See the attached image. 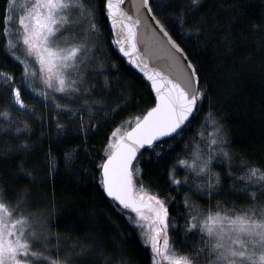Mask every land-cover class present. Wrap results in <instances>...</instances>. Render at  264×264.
Here are the masks:
<instances>
[{"label":"trees","instance_id":"1","mask_svg":"<svg viewBox=\"0 0 264 264\" xmlns=\"http://www.w3.org/2000/svg\"><path fill=\"white\" fill-rule=\"evenodd\" d=\"M92 2L99 32L90 41L95 48L89 44L86 71L95 89L83 96L88 100L102 98L107 106L118 107L112 108L106 118L93 122L96 127H80L78 117L70 118L28 94L22 82V67L6 51L5 37L0 35V72L12 74L25 103L42 119L36 121L32 115L17 110L10 101V92L0 87V112L8 113L0 116V139L29 142L27 154L0 153V187L7 189L13 202L25 196L27 211L45 217L53 234L80 245L83 241L82 248L87 254L80 258L79 264H117L118 261L151 264V248L141 240L133 220L134 212L119 208L104 196L98 168L105 157L111 131L122 121L128 127L129 119L142 115L154 101L149 86L123 61L112 42L104 0ZM149 3L155 17L165 23L172 37L185 49L188 59L196 64L200 85L207 89V96L200 102L198 119L182 137L154 143L136 158L140 169L138 183L165 199L171 241L177 250L188 251L199 244L201 236L198 231L185 232L186 194L202 209L219 202L239 210L251 205L250 193L232 191L229 180L249 165L264 166V0H246L244 12L239 16H235L231 7L233 0H201L203 7L198 11H187L190 0H149ZM4 4L5 0H0V15ZM182 9L187 11L183 26L177 19ZM17 54L24 56L19 49ZM101 64L103 69L99 67ZM83 96H77L76 100ZM210 108L222 118L231 160L214 154L213 171L220 174V183L208 195L206 187L201 192L192 186L194 173L176 161L191 151V148L185 149V142L195 135ZM86 118L84 124L89 123ZM57 123L64 128L58 129ZM17 128L21 131L17 132ZM76 146L79 151L69 160L64 153ZM49 150L55 157V169L51 172ZM21 159L26 160L35 179L22 178L17 173L16 165ZM173 167L182 181L179 186L172 183ZM185 175L189 176L187 184L183 183ZM257 200L264 202V191H257Z\"/></svg>","mask_w":264,"mask_h":264},{"label":"snow or ice","instance_id":"2","mask_svg":"<svg viewBox=\"0 0 264 264\" xmlns=\"http://www.w3.org/2000/svg\"><path fill=\"white\" fill-rule=\"evenodd\" d=\"M122 3L123 0H105L106 16L116 35L113 43L151 82L155 104L142 115L130 118L128 127H124L122 121L111 131L105 145L106 158L98 168L103 192L124 209L135 213L134 223L141 228L144 243L151 246V264H264V202L257 200V191H264V166L246 167L247 179L258 187L250 192L251 205L239 210L219 202L202 209L186 194L185 232L198 231L201 236L199 244L188 251L177 250L171 241L165 199L138 183L137 153L160 137H182L198 119L200 102L207 96V89L200 85L196 64L187 58L185 49L172 37L165 23L154 15L159 31L153 29V32L166 53L168 70L156 67L149 71L145 62L147 56L137 60L141 11L151 13L153 9L149 0H139L134 5L135 15H131L121 7ZM245 6L246 0H233L231 7L235 16L242 15ZM200 7H203L201 0H190L187 11H198ZM187 11L182 9L177 14L181 26L186 23ZM0 23L3 24L0 35L5 37L6 51L23 65L24 79L39 76L44 85L43 89L33 90L46 100L51 99L57 109L64 110L63 114L78 117L80 127H96L90 122L91 117L89 123L84 124L83 108L91 113L94 111L92 105L103 104V99H85L82 107H74L72 103L77 96L90 95L95 89L86 71L90 59L89 42L99 32L92 0H19V3L18 0H5ZM17 49L23 50V58L17 54ZM99 67L103 69L104 66ZM0 83L10 92L15 104L22 109L29 107L11 73L0 72ZM104 83L107 85V77ZM57 94H60L59 99ZM7 115V112H0V116ZM56 119L58 121L59 116ZM24 127H29L27 122ZM56 127L63 129L64 125L57 123ZM16 131L21 130L17 128ZM228 143L222 118L210 108L195 135L185 142V149L191 148V151H186L176 161L194 173L192 180L197 190L207 187L208 195H211V190L220 183V174L213 172L214 154H222L231 160V154L226 150ZM16 150L27 154L28 142L23 141ZM78 151L79 146H76L64 155L71 160ZM47 159L49 171H54L55 157L51 150ZM16 171L22 178L35 179L25 159L19 161ZM170 172L172 183L181 185L175 167ZM183 183H189L188 175ZM244 188L248 190L247 185ZM27 207L25 196L21 195L13 202L7 189L0 187V264H79L87 250L81 248L78 253L69 251L61 256L60 237L57 235L56 244L52 245V233L47 229L46 219L34 216ZM52 249L57 253L55 257L48 254Z\"/></svg>","mask_w":264,"mask_h":264},{"label":"rangeland","instance_id":"3","mask_svg":"<svg viewBox=\"0 0 264 264\" xmlns=\"http://www.w3.org/2000/svg\"><path fill=\"white\" fill-rule=\"evenodd\" d=\"M18 3H19V0H18ZM93 6H95L94 2H92ZM75 15V13L73 14ZM95 15H96V10H95ZM96 22H97V16H96ZM89 44H91L93 46V44L91 42H89ZM95 48V47H93ZM92 48V49H93ZM22 53H23V50L22 49H19ZM10 55V54H9ZM19 55V54H18ZM11 56V55H10ZM21 56V55H20ZM23 58V56H21ZM12 59H14L17 63H19L22 67V71H23V65L20 63V61H17L14 57L11 56ZM22 82H23V86L24 88L27 90L28 94L33 97V98H36L37 100L41 101L44 105L46 106H50L52 107L55 111L57 112H62L64 110H61V109H57L54 105V103L52 102L51 99H45V97L41 96L39 94V92L37 91H34L33 89H43L44 88V85L42 84V82L40 81L39 79V76H36V77H33V78H29L27 80L24 79V76H23V73H22ZM29 85H31V87H29ZM3 86L2 83H0V87ZM11 96V94H10ZM59 96L60 94H57V98L59 99ZM88 100V98H86ZM96 98H93V99H89V101H92ZM85 100V96L81 97L79 100H76V98L74 99V101H72L73 103V106L74 107H78V106H81L82 107V101ZM10 101L11 103H13V105L16 107L17 110L21 111V112H24V113H27V114H30L33 116V118L38 121V120H42L39 113L37 111H34V108H32L31 106H29L27 109H22L19 105L15 104L11 97H10ZM61 102H64V101H61ZM109 106V107H108ZM108 106L106 105V103L104 102L103 104L101 105H96V104H93L92 105V108L94 109V111H92L91 113L88 111V109L85 107L83 108V119L85 117H87L86 119H90L91 117V122L93 124V122L96 123V120H98L99 118H106V116L109 114L110 110L114 107H118V105H114V104H108ZM70 117V116H69ZM72 118V117H70ZM127 124L126 122L124 123V125ZM24 140H20V141H17V142H10V141H3L0 139V153L2 154H11L12 152H16L17 150V147L20 146L22 144ZM28 145H29V142H28ZM214 172V171H213ZM215 173V172H214ZM34 176V175H33ZM192 183V186L194 187V184H193V180L191 181ZM247 185L248 186V190H245L244 186ZM217 185L214 186V188H216ZM229 186L231 187L232 191H235V190H243V191H248V193H250L253 189H256L258 187L257 184H253L251 181H249L247 179V173H246V168L243 169L241 171V173H239L237 176H234L233 178H231L229 180ZM195 188V187H194ZM205 188V187H204ZM204 188H201L199 189V191L202 192V190ZM196 189V188H195ZM205 192L208 193V189L206 187L205 189ZM35 216V215H34ZM36 217H40V218H44L46 219L45 217H43L42 215H39V216H36ZM135 218V213H133V220ZM47 221V219H46ZM137 228L139 229L140 231V237H141V240L142 242L144 243V236L142 235V230L140 227L137 226ZM47 229H48V221H47ZM49 230V229H48ZM51 232V231H50ZM52 233V232H51ZM56 236L55 234L52 233V236L50 237L51 241H52V245H55L56 244ZM84 242L81 241V245L78 244V242L76 241H72V240H69V239H66V238H61L60 237V248H61V252H60V255L63 256V254L65 252H69L71 251L73 254L74 253H78L80 251V249L82 247H84ZM145 244V243H144ZM145 245H148L150 246V244H145ZM151 248V246H150ZM50 249H51V246H50ZM74 251V252H73ZM48 254H51L53 255L54 257L57 255V253L54 251V249L50 250V252ZM80 262V260H79Z\"/></svg>","mask_w":264,"mask_h":264},{"label":"water","instance_id":"4","mask_svg":"<svg viewBox=\"0 0 264 264\" xmlns=\"http://www.w3.org/2000/svg\"><path fill=\"white\" fill-rule=\"evenodd\" d=\"M139 0H123V3L121 4V7L127 11L131 15H135L136 9L134 7L135 4H138ZM104 10L106 15V9H105V0H104ZM153 11L151 13L147 12L146 10L141 11V18L142 22L139 25V31L137 35V47L139 49V53L137 54V60L140 59L141 56H147L148 59L145 61L148 64V70L151 71L153 68L159 67L162 70L167 71V56L166 53L160 48L159 44L157 43L158 37L154 34L153 29H156L158 32V26L155 25L153 20ZM155 16V15H154ZM107 24L109 26L112 42L116 38L115 32L111 28V21L107 18ZM118 51L119 56L123 59V61L135 72L137 73L144 82L149 86V90L153 97V105L155 104V92L151 88V82L147 79V77L143 74V72L140 71L139 68H137L133 63L130 62L128 57L124 56L122 52L119 51V46L113 43ZM188 58V57H187ZM151 106V107H152ZM168 137H160L158 140L154 143L160 142L162 140L167 139ZM151 146V145H150ZM149 147V145H145L140 151L137 153V157L142 153V151ZM136 157V158H137ZM106 158V157H104ZM100 174V172H99ZM101 179V176H100ZM102 187V186H101ZM103 192V190H102ZM104 196L113 201L119 208L124 209L122 205H119L117 201H115L112 197H108L106 193H104ZM130 211H132L130 209Z\"/></svg>","mask_w":264,"mask_h":264},{"label":"bare ground","instance_id":"5","mask_svg":"<svg viewBox=\"0 0 264 264\" xmlns=\"http://www.w3.org/2000/svg\"><path fill=\"white\" fill-rule=\"evenodd\" d=\"M94 262V261H93Z\"/></svg>","mask_w":264,"mask_h":264}]
</instances>
